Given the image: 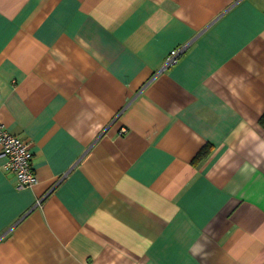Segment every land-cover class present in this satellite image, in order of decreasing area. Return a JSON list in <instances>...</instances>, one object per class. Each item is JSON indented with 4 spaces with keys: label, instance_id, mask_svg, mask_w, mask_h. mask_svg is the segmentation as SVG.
Returning a JSON list of instances; mask_svg holds the SVG:
<instances>
[{
    "label": "crops",
    "instance_id": "obj_1",
    "mask_svg": "<svg viewBox=\"0 0 264 264\" xmlns=\"http://www.w3.org/2000/svg\"><path fill=\"white\" fill-rule=\"evenodd\" d=\"M263 113L264 0H0V264H264Z\"/></svg>",
    "mask_w": 264,
    "mask_h": 264
},
{
    "label": "built area",
    "instance_id": "obj_2",
    "mask_svg": "<svg viewBox=\"0 0 264 264\" xmlns=\"http://www.w3.org/2000/svg\"><path fill=\"white\" fill-rule=\"evenodd\" d=\"M188 45L183 44L173 48L165 59L164 68L176 64ZM0 144L1 156L5 158L1 168L11 170L16 175V184L18 188H31L38 184L37 176L33 165V151L29 142L19 135L11 133L0 121ZM45 196L36 199L35 205H42Z\"/></svg>",
    "mask_w": 264,
    "mask_h": 264
},
{
    "label": "trees",
    "instance_id": "obj_3",
    "mask_svg": "<svg viewBox=\"0 0 264 264\" xmlns=\"http://www.w3.org/2000/svg\"><path fill=\"white\" fill-rule=\"evenodd\" d=\"M260 122L264 126V113H263V115L260 118ZM211 150H212V145L208 144V145L204 146L200 150V152L197 154L195 160L200 161L203 158L207 157L210 154Z\"/></svg>",
    "mask_w": 264,
    "mask_h": 264
}]
</instances>
